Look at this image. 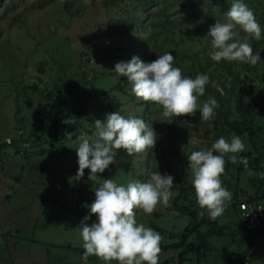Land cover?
Instances as JSON below:
<instances>
[{
    "label": "rangeland",
    "instance_id": "1",
    "mask_svg": "<svg viewBox=\"0 0 264 264\" xmlns=\"http://www.w3.org/2000/svg\"><path fill=\"white\" fill-rule=\"evenodd\" d=\"M231 2L158 0L147 10L143 0H93L92 5H85L84 0H0V137L12 138V143L0 152V236L7 238L0 244V264H85L77 227L88 214L83 205L94 201V191L103 179L112 178L125 185L132 180L147 182L152 173L159 171L174 177L171 206L181 191L188 190L190 194L193 177L188 155L195 150L210 149L220 137L230 141L235 134L224 126L215 130L216 116L205 122L199 112L166 120L161 108L137 98L127 78L113 70L116 63L128 62L133 56L147 63L171 52L175 57L173 66L179 67L183 76L195 78L202 70L214 75L213 86L225 93L224 86L230 87L233 79L224 69L223 60L217 63L210 58V40L206 35L216 20L226 19ZM244 3L264 29L263 0ZM119 20L128 22V35H111L114 22ZM245 36L240 32L241 38ZM250 43L254 53L260 54L261 62L255 66L228 64L240 77L238 88H246L251 99L258 101L264 96V39H252ZM59 82L69 86L83 111L73 116L75 124L67 125L53 137L46 130L45 116L39 113L46 110L43 91ZM210 98L215 96L205 92L199 98L200 103ZM115 111L126 118H141L152 126L157 133L155 148L133 156L123 149L117 150L115 162L98 174L95 182L88 179L90 169H85L83 178L77 179L78 137L91 135L94 121L103 120L106 114ZM257 124L254 139L249 135L243 139L245 152L252 153L253 160L264 157V118ZM66 131L72 133L71 139L65 136ZM228 158L232 165L226 168L222 180L232 197L217 218L218 229L213 231L227 230L222 235H210V247L200 254H184L181 264H242L239 257L248 248L249 236L239 231L236 197L244 199L257 194L260 180L264 181L261 178L264 161L261 168L251 170L250 174L241 173L239 169L244 165L233 164ZM41 170L45 176L39 180L41 187L37 190L38 184L24 177L37 175ZM32 189L36 190L37 202L22 195L16 196L15 202L16 193ZM11 196L13 199H9ZM44 197L46 201H41ZM187 202L197 213L193 223L207 221L206 211L200 215L202 210L195 193ZM14 206L21 215L17 219L10 217ZM171 206L158 205V216L151 222L163 237L159 264H180L178 256L182 250L175 245L178 246L180 237L192 223L188 215ZM140 212L143 219L145 214ZM95 219L92 216L88 223H94ZM13 227L21 235L4 233ZM209 232L207 225L200 229V234ZM12 235L17 236L21 248L13 247ZM189 240L198 244L200 235L191 233ZM257 248L252 264H264V240ZM87 264L104 262L90 256Z\"/></svg>",
    "mask_w": 264,
    "mask_h": 264
},
{
    "label": "clouds",
    "instance_id": "2",
    "mask_svg": "<svg viewBox=\"0 0 264 264\" xmlns=\"http://www.w3.org/2000/svg\"><path fill=\"white\" fill-rule=\"evenodd\" d=\"M92 3L93 0H84L85 5ZM225 17L224 21L216 20L209 26L206 37L210 40V58L217 63L224 60L253 66L261 62L260 54L254 53L250 43L252 39H264V29L254 12L244 0H232ZM240 32L246 34L245 38L240 37ZM174 61L171 52H164L147 63L133 56L128 62L116 63L113 71L127 78L131 92L137 98L161 108V115L166 120L195 116L197 112L202 121L212 120L218 102L210 98L201 104L199 99L210 83L208 75L185 77L179 67L173 66ZM62 123L71 125L76 121L70 117ZM93 124L95 130L91 135L78 137L77 179L83 178L85 169H90L88 179L95 182L97 175L115 162L117 150L123 149L128 156H133L155 148L157 133L141 118H126L120 111H115L106 114L103 120L96 119ZM65 136L71 139L72 133L66 131ZM245 148L243 140L233 135L230 141L220 137L210 149L195 150L188 155V168L193 177L196 202L202 210L201 216L207 211L209 219L215 221L224 213L232 197L222 180L228 162L225 157L229 156L233 164L242 163L247 169V158L237 159V154ZM249 172L251 174L250 169ZM261 178H264V173ZM174 186V177L162 175L159 171L152 173L147 182L132 180L125 185L117 184L112 178L103 179L94 191V201L83 205L88 214L77 227L85 264L90 256H96L104 264L112 261L118 264H159L163 237L145 224L138 223L136 210L151 215L158 205L170 206ZM92 216H95V222L89 224Z\"/></svg>",
    "mask_w": 264,
    "mask_h": 264
},
{
    "label": "trees",
    "instance_id": "3",
    "mask_svg": "<svg viewBox=\"0 0 264 264\" xmlns=\"http://www.w3.org/2000/svg\"><path fill=\"white\" fill-rule=\"evenodd\" d=\"M143 1L147 10H150L153 6H155V4L158 3V0ZM114 23L116 26L114 25L115 27H112L111 35H128V22L126 20H119L115 21ZM109 24L111 25V23ZM223 66L224 69L228 71L230 77L233 79L232 83L230 84V87L224 86L225 93L213 86L211 80L213 79L214 75H209L206 74L204 71L199 70L200 74H206L210 79V83L206 86L205 92H210L211 94H213L219 104V107L216 109L215 115V130H218L221 126H224L228 128L230 132L234 133L236 136H239L242 140L247 135L254 139V137L256 136L255 128L258 125L257 122L261 119V117L264 118V96H262V98L258 101L252 100L251 95L249 94V91L246 88H238L240 77L237 73L233 71L232 65L228 64V61L223 60ZM60 83L61 82L57 83L55 87L50 90L47 89L46 91H43V99L47 103L45 108L46 110L39 113L41 116H45L44 123L46 124V130L53 137L55 136V134H58L59 131L66 128L67 125L63 124L62 120L68 119L70 117L74 118L76 116V113L79 114V111H83V108L80 106V101L77 102L74 99V94L72 90H70L69 86L64 87ZM120 89L124 91V87L120 86ZM36 90L39 91V89ZM233 101L235 103L234 107ZM69 104H71L72 107H69ZM261 129L262 128L260 127L259 130ZM7 146H9V144H1L0 152H2L3 149ZM241 157L247 158L248 160V168H240L239 171L241 173L248 172L249 169L257 170L261 168V165L264 161L263 156L257 158L256 160H253V154L250 152L247 153L245 151L238 155V160ZM225 159L228 161L226 164L227 168L229 167V165L232 164L230 163L228 156H226ZM259 180L260 179H257L255 180V182L258 183ZM260 182L261 184L255 196L246 197L244 199H242V196L236 197V209L238 212V216H240L239 231L242 234L244 233L245 235L249 236L248 248L244 252V256L239 257V260L242 264L247 255L250 254L252 256V259L254 258L255 252L258 250L257 247L261 243L255 242L256 237L259 236L262 238V240H264V230L255 233L248 232L241 221V201L243 200L249 203L257 202L260 199V196H262L264 193V181L260 180ZM189 190L190 194L188 193V190L181 191L179 196L175 197L172 205V208L174 206V209L177 210L180 214L188 215L192 220V223H190L189 226L185 229V233L182 234V236L180 237V242L178 246L176 247L175 245L176 249L182 250L181 254L178 256L180 264L184 262V254H200L202 251L207 250V247H210V235H222L227 230L226 228H220L218 231L214 232L213 229H218L217 227L219 226V223L217 219L215 221L209 219L207 211V221L205 220L202 223H193V220L197 218V213L190 208V206L192 205L188 204L187 201L189 200L190 195L192 193H195V190L193 186L189 187ZM204 225L209 226L210 232L207 234H200V229ZM191 233L200 235V242L198 244L195 242H189Z\"/></svg>",
    "mask_w": 264,
    "mask_h": 264
},
{
    "label": "built area",
    "instance_id": "4",
    "mask_svg": "<svg viewBox=\"0 0 264 264\" xmlns=\"http://www.w3.org/2000/svg\"><path fill=\"white\" fill-rule=\"evenodd\" d=\"M12 138H1V144H11ZM241 221L248 232L255 233L264 230V194L255 203L241 201ZM7 241L6 237L0 236V244ZM262 238L257 236L255 242H261ZM243 264H252V256L245 257Z\"/></svg>",
    "mask_w": 264,
    "mask_h": 264
},
{
    "label": "crops",
    "instance_id": "5",
    "mask_svg": "<svg viewBox=\"0 0 264 264\" xmlns=\"http://www.w3.org/2000/svg\"><path fill=\"white\" fill-rule=\"evenodd\" d=\"M32 172V171H31ZM43 173H45V172H43V170H41L40 172H39V174H37V175H34L33 173V175L32 174H30L29 176L30 177H28V176H25L24 177V179L25 180H27V181H33L34 183H36V184H38V189L37 190H39L40 189V187H41V183L39 182V180H43L44 179V174ZM36 180H38V181H36ZM30 189H31V187H30ZM29 189V190H30ZM34 189H35V187H34ZM34 189H32L31 190V192H24V193H16L15 195H14V198H15V202L17 201V199H16V196H18V195H22V196H25V197H28V198H30L31 199V201L34 203L35 201L37 202V198L35 197V195H37L36 194V190H34ZM29 190H27V191H29ZM23 194H25V195H23ZM41 196H39L38 197V200H39V198H40ZM47 198H50V197H47ZM9 199H13V196H11V197H9ZM41 201H46V198L44 197V200H42L41 199ZM170 206H171V203H170ZM170 206H168V207H170ZM172 207V206H171ZM12 215H13V219H17L18 217H21V215H19V213H18V211H17V209H16V206H14V209H12V213L10 214V217H12ZM158 216V214H157V212L155 211L153 214H151V215H145L144 217H143V219H142V216H141V212H140V210H136V219H137V221H138V223H144V224H147L146 226L147 227H150V228H152L153 230H157V228L156 227H153L151 224V222H152V220L154 219V218H156ZM15 222V225L14 226H16V221H14ZM4 233H18L19 235H21L20 234V231H19V229L18 228H16V227H13V229H11V230H8V231H5ZM12 237H14L13 235H12ZM17 237V236H16ZM16 237H14L13 238V242H15V244H13V247H15V249H17V247H20L21 248V244H19V240L16 238ZM10 245H11V243H9ZM9 248H11V246H9ZM0 253H2V248H0ZM28 264V263H27ZM30 264H35V263H30ZM43 264V263H42Z\"/></svg>",
    "mask_w": 264,
    "mask_h": 264
}]
</instances>
